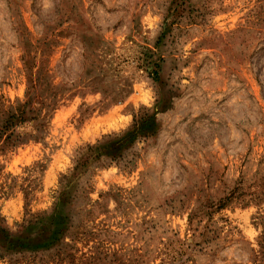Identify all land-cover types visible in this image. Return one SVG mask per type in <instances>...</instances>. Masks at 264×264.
<instances>
[{
    "label": "rangeland",
    "instance_id": "1",
    "mask_svg": "<svg viewBox=\"0 0 264 264\" xmlns=\"http://www.w3.org/2000/svg\"><path fill=\"white\" fill-rule=\"evenodd\" d=\"M63 199V243L0 264H264V0H0V228Z\"/></svg>",
    "mask_w": 264,
    "mask_h": 264
},
{
    "label": "trees",
    "instance_id": "2",
    "mask_svg": "<svg viewBox=\"0 0 264 264\" xmlns=\"http://www.w3.org/2000/svg\"><path fill=\"white\" fill-rule=\"evenodd\" d=\"M31 89H35L33 85ZM52 91V90H51ZM57 93L52 92L51 97H56ZM29 104V103H28ZM24 114V113H23ZM155 116L146 115L141 121L137 122L134 129L128 132L122 138H115L109 141L107 144L102 145L98 149H90V153L87 156H83L79 162L75 171V177L79 174H83L89 168L90 159L100 161L103 157H107L113 161L122 159L123 151L128 146L124 145L129 142V145L135 142V139L140 137L147 129H150L155 124ZM26 122V119L17 115L11 116L5 125L2 127L1 135L9 133L17 124ZM39 127V126H37ZM27 138H23L20 135L15 136L14 133L8 136V145L22 144L27 141L28 138H35V136L27 135ZM97 153V154H96ZM66 200H62L61 204L55 211V213L49 217H42L39 221L27 228L21 234L12 235L6 228H0V255L11 256L20 254H35L40 251H49L53 247L63 243L68 235V217L61 207L65 205ZM221 207H225L222 204Z\"/></svg>",
    "mask_w": 264,
    "mask_h": 264
}]
</instances>
